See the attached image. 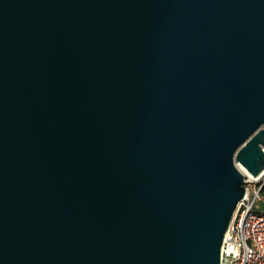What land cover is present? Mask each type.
Masks as SVG:
<instances>
[{"label": "water", "instance_id": "1", "mask_svg": "<svg viewBox=\"0 0 264 264\" xmlns=\"http://www.w3.org/2000/svg\"><path fill=\"white\" fill-rule=\"evenodd\" d=\"M264 169V0H0V264H220Z\"/></svg>", "mask_w": 264, "mask_h": 264}, {"label": "built area", "instance_id": "2", "mask_svg": "<svg viewBox=\"0 0 264 264\" xmlns=\"http://www.w3.org/2000/svg\"><path fill=\"white\" fill-rule=\"evenodd\" d=\"M242 173L244 195L223 236L220 264H264V213L254 209L258 201L264 202V169L257 176Z\"/></svg>", "mask_w": 264, "mask_h": 264}, {"label": "trees", "instance_id": "3", "mask_svg": "<svg viewBox=\"0 0 264 264\" xmlns=\"http://www.w3.org/2000/svg\"><path fill=\"white\" fill-rule=\"evenodd\" d=\"M261 195L264 197V185L262 186V188H261ZM255 211H257V212H262V213H264V202L263 203H259V204H257L256 206H255Z\"/></svg>", "mask_w": 264, "mask_h": 264}, {"label": "rangeland", "instance_id": "4", "mask_svg": "<svg viewBox=\"0 0 264 264\" xmlns=\"http://www.w3.org/2000/svg\"><path fill=\"white\" fill-rule=\"evenodd\" d=\"M259 203H263V201H258V202L255 204V206H256L257 204H259Z\"/></svg>", "mask_w": 264, "mask_h": 264}, {"label": "bare ground", "instance_id": "5", "mask_svg": "<svg viewBox=\"0 0 264 264\" xmlns=\"http://www.w3.org/2000/svg\"><path fill=\"white\" fill-rule=\"evenodd\" d=\"M240 170H241L242 172L244 171L243 168H241V167H240Z\"/></svg>", "mask_w": 264, "mask_h": 264}]
</instances>
